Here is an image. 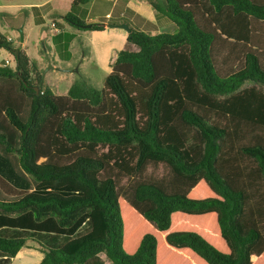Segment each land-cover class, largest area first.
Instances as JSON below:
<instances>
[{
    "label": "trees",
    "instance_id": "16d2710c",
    "mask_svg": "<svg viewBox=\"0 0 264 264\" xmlns=\"http://www.w3.org/2000/svg\"><path fill=\"white\" fill-rule=\"evenodd\" d=\"M147 1L175 30L129 26L99 87L53 91L0 33L13 59L0 65V154L31 184L0 193V227L53 237L88 222L59 247L35 243L37 264H264V0ZM26 246L0 237L5 256Z\"/></svg>",
    "mask_w": 264,
    "mask_h": 264
},
{
    "label": "rangeland",
    "instance_id": "374dc122",
    "mask_svg": "<svg viewBox=\"0 0 264 264\" xmlns=\"http://www.w3.org/2000/svg\"><path fill=\"white\" fill-rule=\"evenodd\" d=\"M31 1L35 0H0V33L9 36L12 39L13 43L20 50H22V52H24V49L27 50L30 62L34 63L36 67H39V70L42 69V72H40L41 75L46 74L47 77L44 78V82H46L53 91L57 93H63L67 85L70 84V82L73 80H84L94 87L101 86L103 77L106 75V73H100L98 71H95L96 69H93L92 65H89V67L86 68V70H88V73H83L81 71L76 72V62H74L73 60L71 61V64L73 63V65H71L73 73H43L48 67V63H51V61L53 63H58L56 60H65L66 55H64L63 52H65L69 48L67 46V42H54L52 40V28L55 26L61 28L62 26L64 28L65 34H69V32L71 31H76V28L74 26L65 22V20L61 17V14L63 13L58 10H63V12L70 10L71 13L77 16H83L84 12L83 10H81L83 9V4H80L81 6L77 5L69 9L67 6V0H51L50 4L56 7L55 10L45 11L47 8V6H45L41 9H33V14L30 8L22 7L21 5L25 2ZM52 22L55 26H51ZM17 28H21L22 30L21 42H23L25 47L21 46V42L18 41L19 38L16 32ZM174 30V23H171L167 27H164V29H158L157 32H172ZM77 35L80 36V38L75 35L76 38L74 37V39L71 40L73 44H77L81 39H86L88 36L86 34H81L80 32H78ZM63 40L65 41V39ZM43 45H45V50L43 49ZM52 46H55L54 51ZM5 57L12 60L11 64L13 63L12 55L9 52L6 53V51L3 49H0V60H3ZM55 58L56 60H53ZM44 63L47 64L43 67ZM235 63L236 61L231 62L230 66L232 67L233 65H235ZM218 66L221 67L220 65ZM0 181L3 184H6L7 182L16 188H19L18 192H22L21 190L27 191L28 188L31 187L30 177L27 174L19 173L18 170L11 166L8 159L2 156L1 154ZM0 193L6 197L12 196V193L5 190L1 184ZM88 230L89 224L85 221L72 235H54L52 237L49 234L42 232L35 233L33 236L30 237L25 232H17L12 228L6 227L5 229H0V237L27 238L29 236L32 240H34V243L39 242L45 247L56 248L63 244L65 241L69 240L70 238L84 234ZM0 259V264H33V262H35L33 256H29L28 253L25 252L16 256L13 260L10 259L7 255L5 257H0Z\"/></svg>",
    "mask_w": 264,
    "mask_h": 264
},
{
    "label": "crops",
    "instance_id": "0c3cea01",
    "mask_svg": "<svg viewBox=\"0 0 264 264\" xmlns=\"http://www.w3.org/2000/svg\"><path fill=\"white\" fill-rule=\"evenodd\" d=\"M67 2L68 8L71 9V0H67ZM50 3L51 0H35L31 2H25L21 5L22 7L30 8L31 12L34 14L33 9H41L45 6H47L45 11L55 10L56 7L54 5H51ZM82 7L83 9L81 10H83L84 14L83 16L78 17L84 20L93 21L102 18L106 20H123L125 21V24L128 25V27L130 26L131 28L142 30L149 34H154L157 32L158 29H164V27H167L169 24L174 23L165 15L157 13L150 6L147 0H88L82 5ZM58 11L64 13L63 10ZM106 15H109V17L106 18ZM52 29L53 33L51 37H53L56 33H60L61 35L65 33L64 28L62 26L61 28L55 26ZM78 32H80L81 34H86L88 36L86 39H81L77 44H73L71 40L74 39L75 35L78 36ZM126 33L127 32L124 29L118 27L117 25H107L100 30H83L76 28V31L69 32V34L72 35V38L67 42V46L69 47L68 50L63 52V54L66 55L65 60H56V58L53 59L56 60L58 63H53L51 61V63H48L49 65L43 73H73V69H71V65H73V63L71 64L72 60L76 62V72L81 71L83 73H88V70H86V68H88L89 65H92L93 69H96L95 71H98L100 73H108L110 71V64L113 58L115 57L116 52L121 49L124 45ZM78 37L80 38V36ZM59 41L64 42L63 39H60ZM20 45L25 47L23 42H21ZM44 47L45 45H43V49L45 50ZM52 48L54 51L55 46H52ZM23 53L28 57V52L26 49H24ZM46 64L47 63H44L43 67ZM36 69L39 70V67H36ZM39 71L42 72V69ZM42 76L43 78L47 77L46 74H43ZM6 184L7 186L3 185L2 187L5 190L11 192L12 196L19 193V188H16L7 182ZM30 189L31 187L28 188V190ZM6 227L8 226H1L0 229H5ZM12 229L16 230L17 232H25L30 237L33 236L35 233H42L22 228ZM47 234L52 236L51 233ZM29 236L26 238L29 245L27 247H21L12 258L9 257L10 259L13 260L16 256L25 252L28 253L29 256H33L35 261L33 262V264H37V262L42 257V253L37 249L34 240H31ZM0 257H5V255L0 253Z\"/></svg>",
    "mask_w": 264,
    "mask_h": 264
},
{
    "label": "water",
    "instance_id": "95a60500",
    "mask_svg": "<svg viewBox=\"0 0 264 264\" xmlns=\"http://www.w3.org/2000/svg\"><path fill=\"white\" fill-rule=\"evenodd\" d=\"M155 2H156L159 6H161V7L164 6L162 0H155ZM117 26L120 27V28H122V29H124L126 32L129 31L128 26H127L126 24H124V23H121V24H119V25H117ZM16 32H17V34H18V38H19L18 41L21 42V41H22V30H21V28H17ZM12 53H13V56H16L17 49L13 50ZM36 89H37V87H35V90H36Z\"/></svg>",
    "mask_w": 264,
    "mask_h": 264
},
{
    "label": "built area",
    "instance_id": "2783aa9c",
    "mask_svg": "<svg viewBox=\"0 0 264 264\" xmlns=\"http://www.w3.org/2000/svg\"><path fill=\"white\" fill-rule=\"evenodd\" d=\"M108 17H109V15H106V18H108ZM51 24L53 25V23H51ZM7 39L10 40V37H7ZM11 61L12 60H10L9 58H4L3 62L0 63V65H9V64H11Z\"/></svg>",
    "mask_w": 264,
    "mask_h": 264
}]
</instances>
